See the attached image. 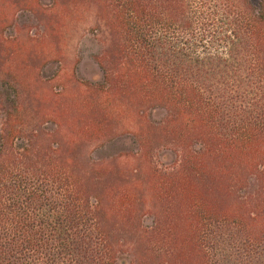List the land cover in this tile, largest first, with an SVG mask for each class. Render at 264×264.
Wrapping results in <instances>:
<instances>
[{
    "label": "trees",
    "instance_id": "obj_1",
    "mask_svg": "<svg viewBox=\"0 0 264 264\" xmlns=\"http://www.w3.org/2000/svg\"><path fill=\"white\" fill-rule=\"evenodd\" d=\"M107 6L118 54L101 53L102 82L85 84L86 123L69 111L56 119L72 139L45 155L21 151L18 114L4 115L0 264H264V0ZM2 97L22 104L19 94ZM144 108L164 117L151 122ZM152 130L176 149L171 171L152 159ZM84 137L109 150L88 179L75 150ZM116 224L133 237L112 238Z\"/></svg>",
    "mask_w": 264,
    "mask_h": 264
},
{
    "label": "rangeland",
    "instance_id": "obj_2",
    "mask_svg": "<svg viewBox=\"0 0 264 264\" xmlns=\"http://www.w3.org/2000/svg\"><path fill=\"white\" fill-rule=\"evenodd\" d=\"M107 3L108 0H0V132L4 134V129H9L5 124V113L18 114L17 121L11 125L18 137L14 147L30 146L36 153L45 155L57 148L61 141L68 143L73 129L59 127L56 120L64 116L65 111H69L72 118L83 119L86 123L87 114L79 110L84 109L81 107L84 105L79 103L90 99L85 84L102 82L98 57L101 53L111 54V51L118 54V49L113 50V44L120 43L118 36L114 34L113 37L106 26L108 14L112 16ZM63 91L77 97L74 106L65 107L63 102L60 106L55 104L54 94ZM6 92L10 98L19 94L22 104L5 102L1 95ZM100 101L105 102L103 98ZM102 105L103 108L109 106L106 102ZM144 109L151 122L164 117L156 110ZM75 129L78 128L75 126ZM117 129L120 131L121 128ZM159 135L158 130L150 131L153 143ZM84 138L79 140L75 150H78L77 165L83 167L88 179L95 163L106 159L109 150L95 149L94 145L99 142L87 143L88 137ZM166 140L163 134L153 147L151 145L152 159L160 165L162 172L171 171L168 167L178 161L169 153L176 149ZM144 163L140 169L147 164ZM129 166L133 164L124 165L127 169ZM104 177L105 180L94 182L98 189L108 186V178ZM145 181L138 192L139 197L147 194L149 177ZM111 221L107 224L108 230L111 229ZM142 223L148 226L152 218L143 215ZM116 227L110 232L115 240L133 237L128 228L122 230L118 224Z\"/></svg>",
    "mask_w": 264,
    "mask_h": 264
}]
</instances>
